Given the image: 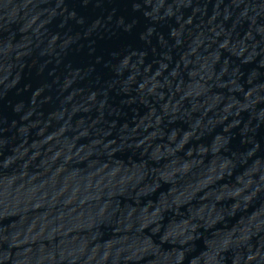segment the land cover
Segmentation results:
<instances>
[{
  "label": "water",
  "instance_id": "obj_1",
  "mask_svg": "<svg viewBox=\"0 0 264 264\" xmlns=\"http://www.w3.org/2000/svg\"><path fill=\"white\" fill-rule=\"evenodd\" d=\"M0 264H264V0H0Z\"/></svg>",
  "mask_w": 264,
  "mask_h": 264
}]
</instances>
